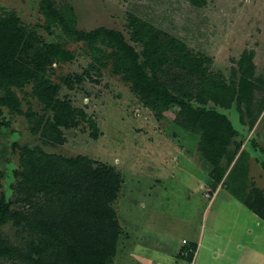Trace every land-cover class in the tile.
<instances>
[{
  "label": "rangeland",
  "instance_id": "rangeland-1",
  "mask_svg": "<svg viewBox=\"0 0 264 264\" xmlns=\"http://www.w3.org/2000/svg\"><path fill=\"white\" fill-rule=\"evenodd\" d=\"M203 1L0 0V15L13 12L16 27L25 32L18 49L26 44V51H18L16 58L29 61L50 45L49 50H57L59 56L54 55L39 76L57 86L56 100L83 114L75 115L74 126L60 127L61 141H55L47 125L52 111L44 108L34 92L35 82L27 79L21 86L8 87L15 98L14 108L1 106L0 114V193L7 202L15 200V186L22 179L15 172L22 170L19 153L26 146L68 158L84 156L119 177L120 187L111 203L119 231L109 264H161L160 252L172 254L169 264L183 238L196 241L208 205L227 211V219L233 216L232 206L225 204L227 192L211 201L200 195L203 189L209 195L213 191V165L199 151L200 134L179 122V108L171 105L157 117L130 90L131 82L122 72L112 69L110 54L119 51L105 38L107 30L120 34L138 61L143 60V45L130 38L129 14L161 36L182 43L189 53L188 68L167 65V75L160 81L177 86L178 76L185 78V87L193 89L183 98L194 109L222 114L236 130L226 148L229 154L235 147L238 150L225 171L230 172L224 183L227 188L222 187L238 198L250 195L255 199V191L264 198V0ZM27 34H32V41L26 43ZM243 54L244 70L249 73L244 95L239 64ZM206 79L226 86L233 83L236 94L229 107L218 103L213 91L205 102H197L196 92ZM4 91L0 87V93ZM238 97L243 98L240 104ZM90 124L98 130L96 138L91 136ZM219 164L226 167L225 156ZM10 209L18 211L21 206L14 203ZM216 225L228 229L221 222ZM19 230L8 221L0 225L4 238L25 249L30 239ZM233 234L245 235L240 228ZM203 245L198 258L202 256L208 264L226 260L205 256ZM0 264L14 263L0 259Z\"/></svg>",
  "mask_w": 264,
  "mask_h": 264
},
{
  "label": "trees",
  "instance_id": "trees-1",
  "mask_svg": "<svg viewBox=\"0 0 264 264\" xmlns=\"http://www.w3.org/2000/svg\"><path fill=\"white\" fill-rule=\"evenodd\" d=\"M51 14L57 15V12ZM129 23L132 27L130 38L139 40L143 45V60L138 61L137 53L123 42L120 34L103 31L108 42L119 51L110 54L113 58L112 69L122 72L123 78L131 82L130 90L157 117L171 105L179 108V122L200 134L199 151L213 165L210 173L212 189L219 184L225 186V178L230 176V172L225 171L238 150L235 147L229 154L226 147L236 130L222 114L202 107L194 109L183 98L193 89L185 87L188 83L185 78L178 76L181 82L177 86L160 81L167 75V65L181 69L189 67L190 56L184 45L161 36L159 32L153 31L150 24L134 15L129 14ZM20 29L16 27L13 12L0 15V87L5 90L0 93V114L1 106L14 108L15 98L8 87L21 86L27 79H32L36 84L34 92L44 108L52 111V120L47 125L51 127L50 133L54 134L53 140L60 142L59 128L74 126L75 115L78 113L83 116L82 111L71 109L65 102L56 100L54 95L57 86L39 76L52 57L59 56L57 50H49L51 45L44 52L30 57L28 55L29 61L16 58L18 51H26V44L21 50L18 49L25 33ZM31 36L27 34L26 43L32 41ZM167 50L170 52L168 57L165 56ZM245 55H242L239 64L244 82L241 84L242 91L247 92L249 86L246 85L245 75L249 73L246 74L244 70ZM211 91L219 97L218 103L224 107L230 106L236 94L233 83L226 86L223 82L206 79L196 92L197 102H205ZM242 99L237 98L239 104ZM25 115L29 119L30 115ZM90 126L91 136L96 138L98 130L94 124ZM223 156L226 157L225 168L219 164ZM19 161L22 170L15 174L22 179L15 186V200L7 202L0 193V225L11 222L30 241L24 249L0 234V259H9L14 264H109L114 256L119 231L116 211L111 205L120 187L119 177L96 160L84 156L68 158L53 155L37 147L30 149L23 146ZM73 171L76 174H72ZM253 197L255 199L247 195L239 199L249 210L264 219V198L258 191ZM14 203L19 204L21 210L11 212L10 205ZM195 249L194 242L184 244L176 255L191 262Z\"/></svg>",
  "mask_w": 264,
  "mask_h": 264
},
{
  "label": "crops",
  "instance_id": "crops-1",
  "mask_svg": "<svg viewBox=\"0 0 264 264\" xmlns=\"http://www.w3.org/2000/svg\"><path fill=\"white\" fill-rule=\"evenodd\" d=\"M212 190L211 198L205 197L204 192H207L206 190L203 189L199 192L200 195L209 201L215 199L220 192H227V197L229 198L225 204L232 206L233 210L229 212L233 216L227 219L225 218V212L227 211L217 208L213 210V205H208L207 210L205 211L204 209L205 212H203V215L206 213L203 226L208 233L206 242L204 243V230L201 227V231L199 230L195 235L196 241L194 243H196V249L191 262L176 255L184 244H191L193 242H189L183 238V244L175 251L174 258L170 260L169 264H208L209 261L202 258V256L198 258L199 253L201 254L200 247L202 244L205 245V256L209 258L211 256L212 259L215 258L216 260V257L219 255L226 259L220 260V264H264V219L249 210L237 196L229 193L221 184ZM218 222L226 225L228 229H224L223 226L217 227L216 223ZM237 228L244 230L245 235L243 238L233 234V231ZM157 257L161 259V264H168V258H172V254L160 252Z\"/></svg>",
  "mask_w": 264,
  "mask_h": 264
},
{
  "label": "built area",
  "instance_id": "built-area-1",
  "mask_svg": "<svg viewBox=\"0 0 264 264\" xmlns=\"http://www.w3.org/2000/svg\"><path fill=\"white\" fill-rule=\"evenodd\" d=\"M205 196L208 198H211V194L209 195L208 193H205ZM153 264H156V263L153 262Z\"/></svg>",
  "mask_w": 264,
  "mask_h": 264
}]
</instances>
